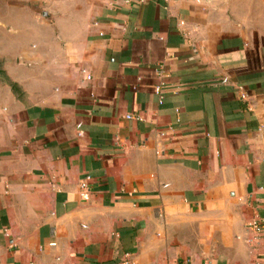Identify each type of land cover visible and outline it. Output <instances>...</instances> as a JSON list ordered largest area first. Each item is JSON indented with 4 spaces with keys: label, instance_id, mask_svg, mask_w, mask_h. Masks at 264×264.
<instances>
[{
    "label": "crops",
    "instance_id": "0c3cea01",
    "mask_svg": "<svg viewBox=\"0 0 264 264\" xmlns=\"http://www.w3.org/2000/svg\"><path fill=\"white\" fill-rule=\"evenodd\" d=\"M126 254L264 264V0H0V264Z\"/></svg>",
    "mask_w": 264,
    "mask_h": 264
},
{
    "label": "built area",
    "instance_id": "2783aa9c",
    "mask_svg": "<svg viewBox=\"0 0 264 264\" xmlns=\"http://www.w3.org/2000/svg\"><path fill=\"white\" fill-rule=\"evenodd\" d=\"M163 88H164V85H161V86H158L156 88V93L159 94V95H162V92H163ZM129 119H134L135 117L133 116H128ZM136 119H139L140 118H136ZM89 188L87 186L86 183H83L82 184V191H83V195H85L86 192H88ZM260 225H261V221L259 219H256L254 220L251 224H250V228L255 230L256 232H259L260 231ZM121 264H132V261H131V258L129 256V254H126L124 256V258L122 259V263Z\"/></svg>",
    "mask_w": 264,
    "mask_h": 264
}]
</instances>
